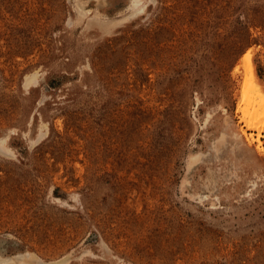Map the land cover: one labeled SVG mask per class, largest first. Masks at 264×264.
<instances>
[{"label": "rangeland", "instance_id": "374dc122", "mask_svg": "<svg viewBox=\"0 0 264 264\" xmlns=\"http://www.w3.org/2000/svg\"><path fill=\"white\" fill-rule=\"evenodd\" d=\"M248 55L264 0H0L1 261L264 264Z\"/></svg>", "mask_w": 264, "mask_h": 264}, {"label": "bare ground", "instance_id": "6f19581e", "mask_svg": "<svg viewBox=\"0 0 264 264\" xmlns=\"http://www.w3.org/2000/svg\"><path fill=\"white\" fill-rule=\"evenodd\" d=\"M247 91H253L255 97H253L252 99L251 96L250 100V98L246 94ZM236 112L241 114L240 122L244 124V127H246L247 130H256L257 134L255 139L252 135L248 137L245 136V131L242 133L245 134V139L247 137V141L249 140L252 142H256L257 148L259 149L261 146L260 132L264 130V96L258 89L254 68L252 67V64L250 62V55L246 57L244 94L243 98L238 102V109ZM247 144H249V142ZM33 259L34 258L31 254H18L11 261H6L3 259V261H1L0 259V264H32Z\"/></svg>", "mask_w": 264, "mask_h": 264}]
</instances>
